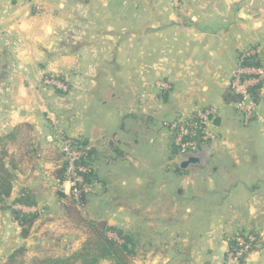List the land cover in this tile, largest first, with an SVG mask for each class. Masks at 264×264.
Masks as SVG:
<instances>
[{"label": "crops", "instance_id": "crops-1", "mask_svg": "<svg viewBox=\"0 0 264 264\" xmlns=\"http://www.w3.org/2000/svg\"><path fill=\"white\" fill-rule=\"evenodd\" d=\"M177 1L0 0V165L12 179L0 264L22 248L41 256L40 237L67 219L55 188L60 132L91 150L83 212L139 234L142 264H223L238 233L260 239L243 264H264V86L250 130L229 92L242 52L264 66V0ZM46 76L69 92L43 88ZM208 107L221 109V141L182 169L168 123ZM25 193L36 239L10 209Z\"/></svg>", "mask_w": 264, "mask_h": 264}, {"label": "built area", "instance_id": "built-area-1", "mask_svg": "<svg viewBox=\"0 0 264 264\" xmlns=\"http://www.w3.org/2000/svg\"><path fill=\"white\" fill-rule=\"evenodd\" d=\"M178 5V1L175 0ZM41 86L59 93H68L69 85L61 78L46 76ZM264 86V66L260 63L257 52L247 50L238 56L235 69L232 73L229 92L234 97L230 104L235 116L244 126H248L257 116V93ZM160 91H169L170 85L165 82L157 83ZM221 109L208 107L197 114L179 117L168 123L171 135V147L176 157L186 161L190 157L200 158L208 154L207 145L219 142L221 133L213 124L220 115ZM62 143V155L65 163V181L59 188L68 200L74 201L79 210H83L81 201L88 192L85 175L90 167L83 165L88 147L76 145L72 139L63 133H58ZM16 210L24 213H34L35 208L17 204ZM230 250L223 264H243L248 256L259 246L260 239L254 233H238L230 239Z\"/></svg>", "mask_w": 264, "mask_h": 264}, {"label": "rangeland", "instance_id": "rangeland-1", "mask_svg": "<svg viewBox=\"0 0 264 264\" xmlns=\"http://www.w3.org/2000/svg\"><path fill=\"white\" fill-rule=\"evenodd\" d=\"M238 124L240 125L241 128H246L248 130L254 129L256 126H258V122L255 120H253L248 126H244L239 121H238ZM222 128L223 127H220V130ZM218 132H219V129H218ZM12 149L13 147L10 145V147L8 148V151H11ZM59 158H60L59 164H58L59 168L56 170V174L64 164L62 153H60ZM55 188L57 192L59 193V181L56 182ZM59 200H60L61 208L63 209V212L65 216L67 217V219L65 221L63 220L61 223H57L58 226L54 228L53 230L47 231L45 233V236H46L45 240L44 238H42L43 235L41 236V234H39L41 236L39 239L40 241L39 244L41 246H46V248L42 247L45 250L42 252V255L37 257L36 255L31 254L30 252L27 253V250L22 248V251L18 253L17 255L15 252L14 255L16 256V258L14 261L10 262L9 261L10 258L8 257L6 262L3 264H36V263L40 264L41 262L49 260V259H63L66 257H70L72 254L80 252L83 249H85V251H88L89 254L96 255L100 252L99 250L97 251L96 244L93 243L95 240V237L93 235V231L90 228L89 222L105 223L108 229L114 230V231L109 230L107 232V236L119 244L124 243L122 235L130 237L134 243V250H135V253L132 256H129L130 264H142L141 262H143V256H145L146 249H145V245L142 244L138 239L139 234H132V232H126L123 229L111 227L107 224V222H100L96 219L90 218V216L86 214L85 212H83V210L78 211L74 207L73 204L68 203L69 201L65 202L64 200L60 198ZM10 205H11L10 207L12 208L14 203ZM57 218L58 216L56 215L52 219H57ZM28 230L31 231V229H28ZM30 231H28L29 232L28 235L31 236L32 239H36L37 238V235H35L36 233L30 234ZM57 240L59 241L61 240V243L63 246L62 248H64V250L58 249V250H52V252L48 250L49 246L57 242ZM78 241H79V246L75 250L74 248L76 247V244L78 243ZM66 249L70 250L69 255H67ZM73 264H77V262ZM85 264H88V263H85ZM97 264H114V263L111 260L105 259V260L99 261Z\"/></svg>", "mask_w": 264, "mask_h": 264}, {"label": "trees", "instance_id": "trees-1", "mask_svg": "<svg viewBox=\"0 0 264 264\" xmlns=\"http://www.w3.org/2000/svg\"><path fill=\"white\" fill-rule=\"evenodd\" d=\"M73 142L76 145H81L84 147H88L86 143L80 142L77 140H73ZM91 155V150L86 151V157L85 161H82V164L90 166L89 164V156ZM89 173L85 175V182L86 184H91L95 180V174L93 173L92 169H89ZM56 177L59 181V188L62 185V183L65 181V163L59 169V171L56 174ZM11 176L7 173L4 165H0V200L3 196L8 195V192L10 190V184H11ZM59 198L66 201H69V204H73L74 207L79 211V209L76 206V203L74 201L68 200V198L59 191L58 193ZM14 205L20 204L24 206L32 207L34 205V201L32 199V196L30 194H23L22 197L14 201ZM81 204L83 207L86 205V195H83V199L81 201ZM13 205V206H14ZM14 220L20 225V227L23 229L22 233L23 235H27L28 228L35 222L37 219V215L31 214V213H24L19 210H15L11 208ZM90 228L93 231V235L95 237V240L93 243L96 244L97 251L99 250L100 253L93 255L89 254L88 251H85L83 249L80 252L72 254L70 257H66L63 259H49L46 261L41 262L40 264H97L101 260H111L114 264H130L129 256H132L135 253L134 250V243L132 239L128 236H123L124 243L119 244L115 242L113 239H110L107 236V232L109 230L114 231L113 229H108L107 225L105 223H95V222H89ZM22 250H18L16 252V255L20 253ZM15 254V253H14ZM12 255L10 257V262L14 261L16 256ZM79 262V263H78ZM39 264V263H36Z\"/></svg>", "mask_w": 264, "mask_h": 264}, {"label": "water", "instance_id": "water-1", "mask_svg": "<svg viewBox=\"0 0 264 264\" xmlns=\"http://www.w3.org/2000/svg\"><path fill=\"white\" fill-rule=\"evenodd\" d=\"M221 118L220 117H216L213 121V124L216 127H220L221 126ZM199 163V158L197 157H190L189 159H187L186 161H184L181 165L182 169H186L187 167H189L190 165H195Z\"/></svg>", "mask_w": 264, "mask_h": 264}]
</instances>
